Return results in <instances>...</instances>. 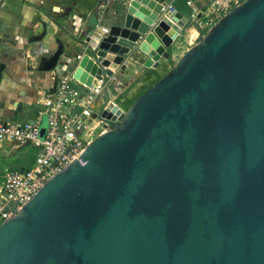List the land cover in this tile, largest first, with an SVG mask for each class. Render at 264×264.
<instances>
[{"label": "water", "instance_id": "95a60500", "mask_svg": "<svg viewBox=\"0 0 264 264\" xmlns=\"http://www.w3.org/2000/svg\"><path fill=\"white\" fill-rule=\"evenodd\" d=\"M165 2L124 3L129 36L115 42L127 50L101 47L109 27L95 51L105 75L168 57L190 20ZM62 53L59 41L38 69ZM101 72L84 54L72 76L89 86ZM0 264H264V0L223 15L0 223Z\"/></svg>", "mask_w": 264, "mask_h": 264}, {"label": "crops", "instance_id": "0c3cea01", "mask_svg": "<svg viewBox=\"0 0 264 264\" xmlns=\"http://www.w3.org/2000/svg\"><path fill=\"white\" fill-rule=\"evenodd\" d=\"M126 1L0 0V119L23 122L38 118L41 123L46 113L40 102L43 94L52 91L53 76L70 74L75 68L77 54L94 56L95 63L101 64V61H97L95 57L96 49L105 41L116 43L115 36H120V32L109 33L102 42L96 36L88 42H85L84 38L97 25L122 28L121 10ZM193 1L200 9L204 0ZM165 3L167 6L171 4L190 20L191 7L187 4V0H166ZM66 8H69V11L64 14ZM204 32L205 30H202L201 34L193 20H190L189 26L181 33L174 38L170 37L171 42L166 47L168 57H161L156 67H144L139 64L140 59L128 58L117 63V67L112 72L128 85L120 97L121 100L132 99L157 75L163 76L191 46L199 41ZM42 33V38L31 39L32 36ZM167 35L169 31H165L162 38H167ZM59 41L63 44V53L59 56L55 68L49 71L38 69L40 62L58 48ZM119 45L117 49L104 47L102 44L101 47L107 53L116 56L123 50L122 45ZM30 57L34 67L30 66ZM108 61L113 62V58ZM109 65L103 66L109 67ZM121 71L124 73L121 74ZM75 84L80 94L86 90L85 83ZM6 145L3 153L9 156L23 146L10 143ZM13 163L14 166L6 167L25 168L23 165L19 166L18 161ZM4 168L2 170L0 168V179Z\"/></svg>", "mask_w": 264, "mask_h": 264}, {"label": "built area", "instance_id": "2783aa9c", "mask_svg": "<svg viewBox=\"0 0 264 264\" xmlns=\"http://www.w3.org/2000/svg\"><path fill=\"white\" fill-rule=\"evenodd\" d=\"M244 0L203 1L198 9L193 0H187L191 7L190 20L201 31H207L223 15ZM169 10L173 6H167ZM108 27L97 25L86 34L85 42L93 37L102 38ZM83 54L76 55L78 62ZM95 57H97L95 55ZM96 62L94 56H90ZM30 66L34 67L32 57ZM96 78V84L85 85L86 90L79 93L76 82L70 74L54 75L52 92L42 95L41 104L47 115V126L40 130L39 119L19 122L12 119H0V142L23 145L26 142L37 148L34 162L22 169L5 168L0 179V223L16 216L25 203L30 200L43 184L59 170L65 168L79 155L93 138L120 122L126 113L118 100L128 85L112 72ZM83 84V83H82ZM123 101V100H122ZM124 102V101H123Z\"/></svg>", "mask_w": 264, "mask_h": 264}, {"label": "rangeland", "instance_id": "374dc122", "mask_svg": "<svg viewBox=\"0 0 264 264\" xmlns=\"http://www.w3.org/2000/svg\"><path fill=\"white\" fill-rule=\"evenodd\" d=\"M205 33H206V31L204 32V34ZM120 73L123 74L124 71H121ZM118 99H119V97L117 98V101H119V104L123 108L126 109V107H125L126 104L123 103V101H126V100H123L122 101V100H118ZM46 126H47V115L45 114L42 117V122L40 123L39 128H40V130H45L46 129ZM6 146L7 145H6L5 142H0V168H1V170L4 167H6V166H10V167L11 166H14L15 163H13V162H16V161H18V165L19 166L23 165L25 167H29V166H31L33 164L34 157H35V155L37 153V148L34 145H32L30 143L25 144L21 148H19L18 151L11 153L10 156L8 154H4L3 153V150L6 149Z\"/></svg>", "mask_w": 264, "mask_h": 264}, {"label": "trees", "instance_id": "16d2710c", "mask_svg": "<svg viewBox=\"0 0 264 264\" xmlns=\"http://www.w3.org/2000/svg\"><path fill=\"white\" fill-rule=\"evenodd\" d=\"M160 77H161L160 75H157L156 78H155L152 82H150L149 84L143 86V87L139 90V92H138V93H137L132 99L124 101L123 103L126 104V105H125L126 109L129 108V106L132 104V102H133V101H134V100H135V99H136V98H137V97H138L143 91H145L149 86H151L152 84H154V82L157 81Z\"/></svg>", "mask_w": 264, "mask_h": 264}, {"label": "bare ground", "instance_id": "6f19581e", "mask_svg": "<svg viewBox=\"0 0 264 264\" xmlns=\"http://www.w3.org/2000/svg\"><path fill=\"white\" fill-rule=\"evenodd\" d=\"M115 31H117V32H122L123 34H126L123 30H121L120 28H116L115 30L113 29L112 30V34H115ZM126 35H128L129 36V34H126ZM117 45H119V44H117V43H114V44H112V43H106V41L105 42H102V46H104V47H108V48H114V49H117ZM120 46V45H119ZM122 49H125L123 46H122Z\"/></svg>", "mask_w": 264, "mask_h": 264}]
</instances>
